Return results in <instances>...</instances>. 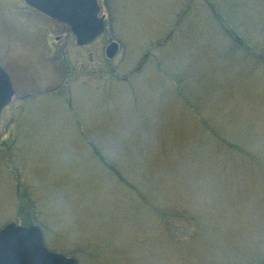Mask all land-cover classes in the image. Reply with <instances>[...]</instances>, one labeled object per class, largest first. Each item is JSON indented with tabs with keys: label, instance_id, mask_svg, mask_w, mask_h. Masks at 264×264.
<instances>
[{
	"label": "rangeland",
	"instance_id": "rangeland-1",
	"mask_svg": "<svg viewBox=\"0 0 264 264\" xmlns=\"http://www.w3.org/2000/svg\"><path fill=\"white\" fill-rule=\"evenodd\" d=\"M99 3L78 45L0 0V229L77 264H264V0Z\"/></svg>",
	"mask_w": 264,
	"mask_h": 264
},
{
	"label": "water",
	"instance_id": "water-1",
	"mask_svg": "<svg viewBox=\"0 0 264 264\" xmlns=\"http://www.w3.org/2000/svg\"><path fill=\"white\" fill-rule=\"evenodd\" d=\"M49 17L66 23L78 45L95 40L105 31V15L99 16L98 0H24ZM119 45L111 42L106 55L115 57ZM15 89L10 75L0 65V115L12 101ZM0 264H77L74 257L50 250L41 228L11 222L0 229Z\"/></svg>",
	"mask_w": 264,
	"mask_h": 264
},
{
	"label": "flooded vegetation",
	"instance_id": "flooded-vegetation-1",
	"mask_svg": "<svg viewBox=\"0 0 264 264\" xmlns=\"http://www.w3.org/2000/svg\"><path fill=\"white\" fill-rule=\"evenodd\" d=\"M22 1H23V0H22ZM23 2H24V1H23ZM24 3H25V2H24ZM25 4H26V3H25ZM26 5H27L28 7H30L31 10L34 11V12L36 13L37 16L39 15L41 18H43V19L45 20V22L47 23L46 26L49 27L50 30H52L54 24L57 25V26H58V25L66 26V30L64 31V33H65L67 39H68L69 36H71V35L74 37V35L72 34V32H71L69 26H68L66 23H63V22L57 21V20H55V19H52V18L48 17L47 15H45L44 13L38 11L37 9L32 8V7L29 6L28 4H26ZM101 36H102V35H101ZM74 38H75V37H74ZM56 39H58V40L61 39V36H57Z\"/></svg>",
	"mask_w": 264,
	"mask_h": 264
}]
</instances>
